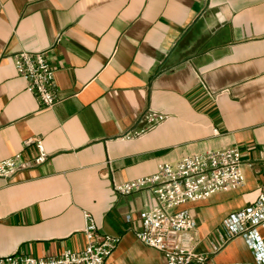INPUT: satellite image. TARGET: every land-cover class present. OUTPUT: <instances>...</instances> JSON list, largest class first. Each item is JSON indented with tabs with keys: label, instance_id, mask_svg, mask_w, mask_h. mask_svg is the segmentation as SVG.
<instances>
[{
	"label": "crops",
	"instance_id": "crops-1",
	"mask_svg": "<svg viewBox=\"0 0 264 264\" xmlns=\"http://www.w3.org/2000/svg\"><path fill=\"white\" fill-rule=\"evenodd\" d=\"M21 51L50 52L52 108L26 90L13 61ZM147 109L168 118L120 139ZM29 139L48 158L0 177V257L82 251L87 212L100 234L120 238L105 264H166L135 235L156 197L114 185L236 148L244 185L183 208L198 252L217 264L253 263L243 237L225 240L222 221L264 186V0H0V161L35 157Z\"/></svg>",
	"mask_w": 264,
	"mask_h": 264
},
{
	"label": "built area",
	"instance_id": "built-area-1",
	"mask_svg": "<svg viewBox=\"0 0 264 264\" xmlns=\"http://www.w3.org/2000/svg\"><path fill=\"white\" fill-rule=\"evenodd\" d=\"M13 61L26 90L44 107L52 108L59 97L50 52L21 51L13 56ZM167 118L163 113L147 109L138 119L139 127L124 133L120 139H139ZM32 143L38 151L35 157L24 158L18 153L0 161L1 178L11 179L47 161L42 141L29 139L24 145ZM244 183L242 154L231 148L194 154L176 163H162L155 174L115 184L114 189L122 195L143 189L154 194L157 204L141 212V228L135 235L146 246L158 250L166 264H217L208 254L197 251L196 223L190 211L183 207L191 201H205L217 193L238 190ZM84 223L88 244L82 251L67 250L44 258L12 254L0 257V264H105L120 238L100 234L90 213H84ZM222 227L226 241L243 237L254 256L253 263L234 264H264V235L260 233L261 230L264 234V186L260 187L252 204L229 214L222 221Z\"/></svg>",
	"mask_w": 264,
	"mask_h": 264
}]
</instances>
